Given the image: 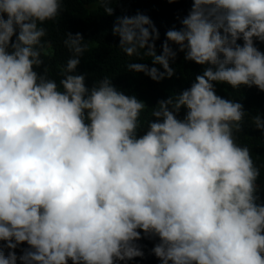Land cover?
<instances>
[{"label": "clouds", "instance_id": "clouds-1", "mask_svg": "<svg viewBox=\"0 0 264 264\" xmlns=\"http://www.w3.org/2000/svg\"><path fill=\"white\" fill-rule=\"evenodd\" d=\"M114 2L98 0L107 15ZM63 5L0 0V264H118L144 256L142 238H158L151 252L161 264H264L260 167L237 141L249 114L216 91L264 92L255 43H264V0H192L160 54L149 16L116 18L120 51L153 65L130 62L129 71L171 78L178 52L204 66L151 108L143 134V100L108 76L89 89L76 74L89 50L81 33H66L73 55L58 82L50 77L43 25ZM251 123L264 131L260 114Z\"/></svg>", "mask_w": 264, "mask_h": 264}, {"label": "trees", "instance_id": "trees-1", "mask_svg": "<svg viewBox=\"0 0 264 264\" xmlns=\"http://www.w3.org/2000/svg\"><path fill=\"white\" fill-rule=\"evenodd\" d=\"M114 9L113 15H107L98 0H64L63 11L55 21H48L43 26L47 28V35L42 38L45 51L42 53L44 66L49 67V75L56 79L61 78L59 73L66 65L68 59L73 55L64 45L66 33L79 32L84 40L88 42L89 50L81 57V63L76 69V74L85 75L86 86L90 89L98 80L104 76L112 78L113 84L125 94L136 95L143 100L148 108L141 114V122L147 130L146 123L151 117V111L161 99L169 96L179 95L183 90L189 88L197 74L203 71L200 66L191 61L184 60V53L178 52L177 58L170 66L175 70V75L165 78L159 82L152 80L144 73L129 71L127 64L130 62L146 63L152 65L150 58L137 60L136 57H128L118 47L119 37L114 36L112 28L116 18L120 16H133L138 12L150 17L159 31V39L155 42L157 54L162 51L161 45L165 41V33L172 28L182 27L180 20L186 16L192 7V0H177L169 3L168 0H115L111 5ZM17 29V34H18ZM15 41L16 36H13ZM238 43L242 44L240 40ZM256 46L264 52V43L256 41ZM173 47H177L173 45ZM163 71L159 65H155ZM38 71H42L38 69ZM216 91L222 97L234 100L243 105L249 114L245 117L242 131L237 133V141L251 149L252 158L260 167V178L257 183L260 186L257 195L258 203H264V131L258 130L251 123V116L260 114L264 118V92L256 87L248 88L241 86L233 89L227 84H217ZM186 109H181L179 118H183ZM143 236V233H142ZM3 243V242H0ZM144 252L143 257H136L118 264H161L160 260L152 254L151 250L158 238H142L137 241ZM27 244L18 245L15 249L17 256L22 254V249ZM7 252L8 250L5 249ZM17 264L20 261L17 260ZM71 264V261H69Z\"/></svg>", "mask_w": 264, "mask_h": 264}, {"label": "rangeland", "instance_id": "rangeland-1", "mask_svg": "<svg viewBox=\"0 0 264 264\" xmlns=\"http://www.w3.org/2000/svg\"><path fill=\"white\" fill-rule=\"evenodd\" d=\"M218 94V93H217ZM218 95H220V94H218ZM221 96V95H220Z\"/></svg>", "mask_w": 264, "mask_h": 264}]
</instances>
